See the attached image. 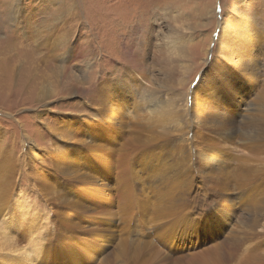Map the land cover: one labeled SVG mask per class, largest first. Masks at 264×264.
Listing matches in <instances>:
<instances>
[{"label": "rangeland", "instance_id": "rangeland-1", "mask_svg": "<svg viewBox=\"0 0 264 264\" xmlns=\"http://www.w3.org/2000/svg\"><path fill=\"white\" fill-rule=\"evenodd\" d=\"M225 11L239 15V19L229 16L226 24V32L233 39L226 47L230 61L220 59L207 72L205 64L210 65L214 57ZM240 24L257 26V35L264 43V0H0V168L8 159L3 168L19 171L8 177L0 174L12 190L6 193L7 210L0 219V264H264V145L244 142L233 147L214 133L204 141L186 113L181 116L188 117L184 123L181 118L174 121L171 116L155 115L143 123L150 131L146 134L156 142L162 138L177 142L179 126L189 131L186 139L193 140L187 148H174L175 158L180 160L176 167L170 157L162 156L158 161L161 152L150 144L153 149H144V155L138 156L147 170L138 166L131 172L130 165L120 175L124 157L119 145L123 140L114 126L108 125L105 138L108 141L110 134L114 142L107 148L108 192L78 190L70 196L65 189L54 190L60 178L48 168L51 160L67 158L57 151L64 137L75 133L78 138L71 141L75 146L86 140L83 123L93 113L83 104L94 98L99 83L105 82L106 76L113 86L122 80L126 58L139 48L152 59V69L158 65L161 69L168 54L159 46L177 37L185 51L182 59H176L178 69L172 62L173 69L167 64L174 75L173 83L163 89L154 86L153 90L166 101L179 93L182 99L177 111L191 108L192 93L198 99L216 94L207 97L208 103L215 100L227 107L228 99L234 105L257 102L262 105L259 114L264 120V55H258L256 62L248 61L246 71L238 70L246 58L235 56L254 43L248 38V30L238 28ZM140 41L139 48L131 47ZM204 43L210 46L205 53L199 52ZM66 47H88L95 53L91 67L82 62H62ZM200 81V88H196ZM73 84L84 89V100L75 97ZM209 87L213 90L208 91ZM182 141L180 134L178 142ZM215 142L233 151L214 154L211 150L219 146ZM101 144L96 141L97 150L89 153L92 157L94 151L102 150ZM142 149L138 146L137 150ZM261 156L263 159L258 160ZM169 159V164L163 165ZM102 160V156H94L90 161V181L95 179V169H102ZM253 166L257 168L251 170ZM258 168L261 172L255 171ZM122 179V183L127 182L121 184ZM61 181L65 185L70 182L68 178ZM3 194L0 191L1 198ZM18 197L23 200L21 213L11 208ZM154 205L171 216L155 219Z\"/></svg>", "mask_w": 264, "mask_h": 264}, {"label": "bare ground", "instance_id": "bare-ground-1", "mask_svg": "<svg viewBox=\"0 0 264 264\" xmlns=\"http://www.w3.org/2000/svg\"><path fill=\"white\" fill-rule=\"evenodd\" d=\"M104 9H106V8H104ZM225 13H226L225 14V17L222 20L221 25H219V35H218L219 37L217 36L218 37V39H217L218 40V45H217V48L215 50L214 57L211 60V64L209 63L210 65L205 64V67L208 70L207 72H209L212 69V67H213L214 64L219 63L220 59H222L221 62H224L226 60L230 61L229 58H230V54L231 53H230L229 50H226V47L230 43L233 42V39L228 34V32H226V24H227V19H228L229 16H232L233 19H235V18L239 19L238 18L239 15H233V14L230 15L229 11H225ZM107 18H109V17H107ZM104 21H106V20H104ZM128 21L130 22V20H128ZM256 27L257 26L253 25L251 28H249V27H245L244 24H240L238 26L239 29H246V30H248V32H249L248 33V38L249 39L251 38V39L254 40V43L251 42L252 46L249 48L248 51L242 50L239 54H237L235 56V57L240 56V57H243L244 59L246 58V61L241 62L240 68L238 69L239 71H243V72L246 71V69H245L246 67L244 68V65L248 64V61H254V62H256V57L258 55H261V54L264 55V43H263V40L262 39H259V36L257 35L258 27L257 28ZM121 34H119V35H121ZM254 34L256 36H254ZM128 37L124 38L123 41L124 42H127ZM135 37H136V34L133 33V35L131 36V39H132L133 42L136 41V38ZM180 41H181V39L179 37H177L176 39H174L172 41H167V42L166 41H162L161 42V46H159L160 50H163L166 54H168L167 59H165L167 61L166 62H162V63H166V64H162L161 65V69L160 68L158 69V66L159 65L155 69H152V59H150L149 57H147V54H146L147 52H145L144 50H142V49L139 48V45L143 41H140L139 44L136 45V46H134V44H132V46H131L132 48L135 47V48H139V49L136 51V54L135 53L134 54H130L129 57L126 58L125 61L127 63V67L125 69V72L123 73L122 80H120L116 85L113 86V83H112V80L110 79V77L109 76H106L107 79L104 80L105 82L99 83V87H97V89H95V96H94V98L91 101H89V103H84L83 104V106L84 105H87V107H91V109H90L91 112L90 113H93V115L87 116V118L89 117V120L86 118V122L83 123L84 129L86 130V133L84 134L86 140L84 142H82L81 144L79 143V146H75L76 144L74 145V143L71 142L72 139L75 140V138H78V136H75V133H73V132L70 133V135H69L70 137L69 138H67V137H64L63 138L62 137L63 139L61 138L62 141H60V145H57V151L60 152L59 154L61 156L66 155L67 158L64 159L65 157L64 158H62V157L61 158H57L56 157L57 159L51 160V162H49L48 168L53 172V174L55 175V177H58V179L60 178L59 181H57L59 185H57L55 188H53L54 190H62L63 191V189H65L67 191H70V196H73V193L75 191H78V190H79L80 193H84V192H87L89 190L90 191H95L98 194L101 193L102 191L103 192L104 191L108 192L107 184H108V179H109L108 178V176H109L108 165L109 164H108V157H107V148H108V146L111 147L112 145H114V142H113V140L111 138L112 136H110V134H109V137H108V141L105 138L106 135H108L107 132H106V128L108 127V125H111L112 128L114 126V128L117 130L118 134L121 135V140H123V142L121 141L122 142V145L121 144L119 145V146H121V151L123 152V154H122L123 156L122 157H124L123 163L121 161L122 164H120V166L123 167V169L120 168L119 171H118V173L120 175L123 173V170L126 171L129 167H131L130 165H132V167L129 168V169H131V172H136V168H139L138 166L143 167L144 169L147 170L146 167L142 166L143 160H140L138 156H143L145 152H142V151L144 149H151L152 148L151 146L154 147V150L155 151L161 152V156H158L159 157L158 161H160V159H161L160 157H162V156H163L164 159L170 157V159L172 160V163L174 164V167H176L177 164H178V162L180 160H178L177 158H175L174 148L175 147H178L179 149L182 150V149L187 148V147H189L191 145L190 142H192L193 140L192 141H189L188 139H186L187 138L186 136L188 135V132L189 131L187 129L185 130V129L180 128L181 126H179L178 127V130H177V135H176L177 142H174V143L166 141L167 139L162 140L163 138L161 140H159L158 142H156L155 141L156 139L153 140L152 139V136H150V135L148 136L146 133L147 132H150L148 130L149 128L147 129L146 127H144L145 126L144 125L145 123H143V122H146L149 119L152 120V118L156 117L155 115H160V116L167 115L165 117L171 116L174 121H176L177 118H181L179 121H183V123H184V120L186 118H188V117H181V116H183L186 113L185 116L189 115V117L191 118V120L193 121V123H195V129L197 130L196 133L198 132L197 134L203 136V138H206V139H204V141H207V139H210L211 138V137L208 136L209 133H214V134H217L223 141H225L224 143H226L227 145H231L232 144L233 147H239L240 143H244V142H251L253 144H256L258 147H259V145H261V146L264 145L263 144L264 143V120L261 118V116L259 114V113L262 112V110H261L262 105L259 104V103H257V102H251V103H249L247 105L246 104H243V102H242V103H238L237 105H234V102H231L228 99L229 107H227L223 103L218 104L217 102H215V100L211 101V103H208V98L209 97H217L216 94H212L211 96H207L208 98L205 97V99L204 98L198 99L196 97V95H194L192 93V96H190L191 99H190V103H189V105L191 106V108L190 109L185 108L186 111H184V110H181V111L178 110L177 111L176 110L177 108L180 109V104H179L180 101H178V100H181L182 99V97H181V95L179 93L178 94H175L174 93V97H172L173 99L166 101V100H164L162 98V94L161 93H159L156 90H153V87L154 86H157L158 88H162L163 89V88H165V86L167 84L169 85L170 83H173V76L174 75H172L171 70L168 68V65L167 64H169V66H170V62H172L173 64L177 65V69H178L179 62L176 59H182L181 55L185 51V49H184L185 46L184 45H181ZM109 43H111V42H109ZM124 45L126 46V43ZM209 46H210V43H208V44L207 43H204L203 46L199 49V52H204L205 53L207 51V49H208ZM158 52L162 55L161 51H158ZM65 53H66V55H65L64 59H61L60 58L62 60V62L68 63V64H72V63H75V62H82V63H84V65H85L86 68L91 67L92 60L94 59L93 57H95V53L94 52H91L88 47H86V48H81V47L67 48L66 47L65 51L61 55H64ZM106 60H108V59H106ZM95 61H96V59H95ZM205 63H206V61H205ZM235 66H236V64H235ZM185 67H186V65L183 68H185ZM152 73L153 74L155 73V75H156V77L158 79L155 78L152 75ZM220 74H222V72ZM189 75H190V73H189ZM226 75H228V74H226ZM215 76H216V74H215ZM80 79H83V78L81 77ZM72 82H74V81H72ZM209 82L210 83H213V81L211 79L209 80ZM201 83H202V81H200L199 84L195 85V87L196 88H200ZM71 87L73 88V91L72 92L73 93H76L75 94V97H78L79 99H83L84 100V94H85L84 89L81 90V89L77 88V86L75 87L74 84H73V86L71 85ZM118 87L120 88V90H118ZM206 87H207V85H206ZM113 89L117 90L115 94L112 93V90ZM172 89H173V85H172ZM194 90H195V88H194ZM210 90H213V89L211 87H209L208 91H210ZM232 91H233V89H232ZM202 92H203V89H202ZM61 94H62V92H61ZM168 95H170V94H168ZM75 97H73V98H75ZM90 97H88V99ZM218 97H220V96H218ZM187 99H189V98L187 97ZM234 100H236V99L234 98ZM138 101L140 102V104L138 103ZM71 103H73V101H71ZM71 108H72V106H71ZM174 110H176L177 112H175ZM72 111H73V109H72ZM199 111H203L204 113H198ZM142 113L145 114V116L141 117ZM86 115H89V114H86ZM208 117H211L210 118V124L211 125L209 124ZM80 120H82V119H80ZM61 123H63V122H61ZM73 123H75V122H73ZM187 124H189V123L187 122ZM136 125H138V126H136ZM132 126H136V127L135 128H132ZM55 129H57V128H55ZM0 130H2V129H0ZM44 130H46V129H44ZM146 130H148V131H146ZM205 131H207V132H205ZM63 132H65V131H63ZM78 133H79V131H78ZM60 134L62 135V133H60ZM97 134H99V135L97 136ZM180 134L184 138V141H182V142H178V136ZM193 135H194V133H193ZM201 136H200V138L202 139ZM154 138H156V137H154ZM54 139H56V138H54ZM66 139H67V141H66ZM96 141H100L102 143L101 144V149L102 150H100V151H94V155L93 154L92 155H93V157L94 156H96V157L97 156L98 157L102 156V159L103 160L100 163L102 165V169H99V168L98 169H95L94 174H93V175H95L94 176L95 179L93 181H90L89 180V177H90L89 170H90V168L93 165V162L92 163L90 162L92 160V158H93L90 154L93 153V150L96 149L95 148ZM150 144H151V146H150ZM187 144L189 146H187ZM215 144H217L219 146L217 148L211 150V152H213L214 154H216L218 152H222V153L226 152L227 153L229 151L230 152L233 151V150H229V148H227L225 146H221L222 143L220 145L219 142H217V143L215 142ZM53 145H55V144H53ZM126 145H128V146H126ZM138 146H140V148L142 146L143 149L141 151H138L137 150L138 149ZM43 149H45V148H43ZM262 149H264V148H262ZM117 150H118V148H117ZM185 150H187V149H185ZM247 150H248V148L246 146V151ZM241 151H243V150L241 149ZM260 151H259V153H260ZM22 152H23V150H22ZM131 152L134 153L133 158L130 157V153ZM30 153H32V152H30ZM155 153H157V152H155ZM155 153H154V155H155ZM108 154H111V153L108 152ZM254 156H256V155H254ZM214 157H216V155ZM140 158H142V157H140ZM244 158L246 159V157H244ZM261 158L263 159V157L261 156L260 159H258V160H261ZM170 159H169V161L167 163L163 162V165H168L169 162H170ZM240 159H242V158H240ZM242 160H244V159H242ZM6 161H3V165L0 168V174L1 175H7V177H8V174H11V175H14L15 174L16 175L19 171H17V170L14 171V170H11V169L9 170V169H4L3 168L4 166H6V165L9 164V160L6 159ZM253 161H254V159H253ZM243 164H245V163H243ZM259 164H260V162H259ZM262 164H264V162ZM46 165H47V163H46ZM46 165H45V168L47 170V166ZM237 167H240V166H237ZM143 168H142L141 172H143ZM163 168H165V167H163ZM255 168H257V167H254L251 170H253ZM177 169H181V168L179 167ZM138 170H140V169H138ZM243 170H245V168ZM247 170H249V169H247ZM259 170L260 169L258 168V170H255V171L256 172L257 171L258 172H261ZM144 172H145V170H144ZM238 172H240V171H238ZM245 172H246V170H245ZM247 172H249V171H247ZM247 172H246V174H247ZM251 172H253V171H251ZM219 173H221V172H219ZM241 173H242V170H241ZM148 175H149V173H148ZM233 175H235V174H233ZM241 175L244 176L245 174L242 173ZM142 176H143V174H142ZM164 176L165 177H168L167 176V172L164 173ZM245 177H243V179ZM66 178H68L70 180V182L65 185L63 183V181H61V180H66ZM158 179H160V178H158ZM240 180H242V179H240ZM79 181L81 183V186L80 187H77V182H79ZM120 181L121 180H119V182ZM122 182H123V179H122L121 184H124L127 181L125 179V182L124 183H122ZM231 182H233V180ZM231 182H229V183H231ZM238 183H240V182H238ZM241 183H243V182H241ZM34 185H35V182H34ZM44 185H47V184H44ZM231 185H232V183H231ZM238 187H241V185L238 186ZM115 188H117V187H115ZM223 190H224V187H223ZM239 190H240V188H239ZM0 191H3L4 192V194H3L4 196L2 198H1L2 195L0 196V198H1L0 199V202L1 201H4V202H2L0 204V219H1V216L7 210V209L6 210L4 209L6 207V200H7L6 193L9 192V191H12L11 188H10V186H9V184L6 182V180L3 177H0ZM232 191H233V189H232ZM237 192H238V190H237ZM107 195H108V193H107ZM22 201L23 200L22 199L20 200V197L14 198V204L12 202L13 207H11L14 210V212L21 213V212L24 211ZM120 206H121V204H120ZM121 208L122 207H120V209ZM12 209H11L10 213L12 212ZM144 209L147 210V208H144ZM157 209H158V206H156V205H154L152 207V214H156V218L155 219L159 218L160 216H171V214H172V213H163V212H160L159 209L158 210ZM110 216L111 215L109 214V217ZM253 220H254V218H253ZM249 221H250V219H249Z\"/></svg>", "mask_w": 264, "mask_h": 264}]
</instances>
